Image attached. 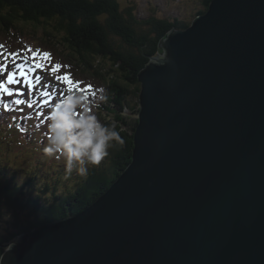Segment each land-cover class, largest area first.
I'll list each match as a JSON object with an SVG mask.
<instances>
[{
    "label": "water",
    "instance_id": "water-1",
    "mask_svg": "<svg viewBox=\"0 0 264 264\" xmlns=\"http://www.w3.org/2000/svg\"><path fill=\"white\" fill-rule=\"evenodd\" d=\"M139 81L127 169L0 264H264V0H213Z\"/></svg>",
    "mask_w": 264,
    "mask_h": 264
},
{
    "label": "trees",
    "instance_id": "trees-1",
    "mask_svg": "<svg viewBox=\"0 0 264 264\" xmlns=\"http://www.w3.org/2000/svg\"><path fill=\"white\" fill-rule=\"evenodd\" d=\"M188 1L189 11L169 15L158 6L142 11L135 0H0V62L5 60L2 66L22 60L26 66L52 75L66 92L58 93L59 99L41 107L38 93L26 84L25 93L38 101L30 103L21 118L15 115V109L10 115L2 109L0 128L16 124L20 118L23 127L32 128L27 134L30 142L53 161L56 158L43 151L47 129L42 131L37 125L40 122L46 127L53 106L68 90H79L98 102L99 107L94 109L97 118L114 125L124 141L122 145L113 142L108 157L98 166H89L86 177L75 170L68 175L63 159L56 166L51 163L53 168L47 171L51 176L46 180H42L40 171L20 178L7 160L5 164L0 162V216L11 213V220L0 234V261L5 251L1 244L79 213L127 169L139 122L140 71L158 55L161 40L172 29H187L193 23L189 16L205 14L213 0ZM56 66L59 68L54 71ZM10 72H18L15 64L9 66L7 75ZM62 76L70 77L74 86L70 88L60 79ZM100 96L104 99L99 100ZM37 110L45 114V119L34 115ZM38 131H42V137L36 135Z\"/></svg>",
    "mask_w": 264,
    "mask_h": 264
},
{
    "label": "clouds",
    "instance_id": "clouds-1",
    "mask_svg": "<svg viewBox=\"0 0 264 264\" xmlns=\"http://www.w3.org/2000/svg\"><path fill=\"white\" fill-rule=\"evenodd\" d=\"M98 107L97 101L89 99V93L68 90L47 117V144L43 151L57 160L63 159L68 175L75 170L86 177L89 166H98L108 157L113 142L124 143L114 125H106L97 118L94 109ZM10 220L11 213L0 216V234Z\"/></svg>",
    "mask_w": 264,
    "mask_h": 264
},
{
    "label": "rangeland",
    "instance_id": "rangeland-1",
    "mask_svg": "<svg viewBox=\"0 0 264 264\" xmlns=\"http://www.w3.org/2000/svg\"><path fill=\"white\" fill-rule=\"evenodd\" d=\"M135 2L142 11H148V9L150 10L151 7L158 6L163 14L169 15L180 14L181 12L189 11L188 4L190 3L188 0H135ZM189 17L193 21L197 18L195 15H191ZM15 64H18V68L24 65L22 60L15 62ZM0 73L2 74L3 71L0 70ZM19 74L21 75L20 72ZM19 79L21 78L19 77L18 81ZM38 86L43 88L44 84L42 83V80H40ZM2 89L3 87L0 85V90ZM50 96L51 95H49V97ZM12 97L13 95L11 93L6 97L0 96L2 99L0 102V111L3 109V111L7 112L5 115H10L15 109V115L17 117H21L23 112L25 113V111H27V106L25 105L26 101L31 103L38 101V98L33 99V97H31L33 100L22 98L19 101L18 99L14 100V97ZM46 98L47 96L42 95L40 101L44 103L46 102ZM6 105L7 107H5ZM34 115L45 119V114L41 113L39 110H37V113ZM32 118L37 120L34 116H32ZM19 119L16 120V124L10 123L3 126V128H0V142L3 144V146H1L3 151L0 149V162L4 163L5 160H7L18 174L17 176L20 178L36 169L35 172L40 171L42 180L50 179L51 175L47 174V171H51L53 168L51 163L53 166H56L58 164V160L54 159L53 161H50L42 154L41 151L36 149L35 145L30 142V138L28 136V132L32 129L31 126L28 125L27 127H23V125L19 123ZM37 126L41 127L42 131L43 129H47V127H44L45 125L41 124L40 122ZM42 131H38L36 135L42 137ZM2 163H0V167H3ZM58 188H60V186Z\"/></svg>",
    "mask_w": 264,
    "mask_h": 264
},
{
    "label": "snow or ice",
    "instance_id": "snow-or-ice-1",
    "mask_svg": "<svg viewBox=\"0 0 264 264\" xmlns=\"http://www.w3.org/2000/svg\"><path fill=\"white\" fill-rule=\"evenodd\" d=\"M45 55H47V54H45ZM37 67H43V65H37ZM4 68L6 70V66H4ZM58 68H59V66H56V69H54V71L58 70ZM8 79H9V82H13V80H14V74L13 75H10L8 77ZM60 79L63 80V81H65L66 83H68V85H69L70 88L74 86L72 80L70 79V77H68V76H62V77H60ZM5 107H7V105Z\"/></svg>",
    "mask_w": 264,
    "mask_h": 264
},
{
    "label": "bare ground",
    "instance_id": "bare-ground-1",
    "mask_svg": "<svg viewBox=\"0 0 264 264\" xmlns=\"http://www.w3.org/2000/svg\"><path fill=\"white\" fill-rule=\"evenodd\" d=\"M41 103H40V105H41V107H43L44 106V104L42 103V101H40ZM36 169H34L33 171H31L32 173H34V171H35Z\"/></svg>",
    "mask_w": 264,
    "mask_h": 264
}]
</instances>
